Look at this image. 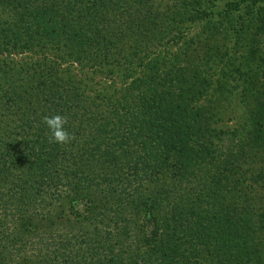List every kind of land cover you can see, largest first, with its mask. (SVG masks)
<instances>
[{"label": "trees", "instance_id": "trees-1", "mask_svg": "<svg viewBox=\"0 0 264 264\" xmlns=\"http://www.w3.org/2000/svg\"><path fill=\"white\" fill-rule=\"evenodd\" d=\"M260 9L0 0V264H264Z\"/></svg>", "mask_w": 264, "mask_h": 264}, {"label": "rangeland", "instance_id": "rangeland-1", "mask_svg": "<svg viewBox=\"0 0 264 264\" xmlns=\"http://www.w3.org/2000/svg\"><path fill=\"white\" fill-rule=\"evenodd\" d=\"M260 13L261 14L264 13V10L262 9L260 11ZM251 30H252L251 28L247 29L248 32H251ZM260 35H261L260 37L256 38L257 39L256 41L252 37L251 38L244 37V40L246 41L247 45L257 47L259 49L260 53L262 55H264V34H260ZM263 66H264V63H263ZM212 78H213V83L211 86L213 89H215L217 87L216 83H219L220 79L216 78L215 76H212ZM215 81H216V83H214ZM101 83H102V81L100 83H98V87L94 86L93 89L98 90L99 88H101L102 91L104 90V93H107V91H108V94H111L113 92V87H110V89L106 88V87L104 88V87H102ZM223 83H224V89L221 90V95L224 96L226 99V102H224L223 108L226 111V114H230V117H231L229 119L230 120L229 127H231L232 125H241L242 124V122H241L242 118L240 116L241 112L239 109V105L237 104V102H238L237 96H235V95H237L238 92H237V90L231 91L228 89V86H231V84L228 81H224ZM226 88L229 90L228 92H227ZM226 93L230 94L231 97L227 96ZM237 131H240V129ZM237 131H235V133H237ZM251 197H252L253 201H255V203L264 204V190L254 188Z\"/></svg>", "mask_w": 264, "mask_h": 264}, {"label": "clouds", "instance_id": "clouds-1", "mask_svg": "<svg viewBox=\"0 0 264 264\" xmlns=\"http://www.w3.org/2000/svg\"><path fill=\"white\" fill-rule=\"evenodd\" d=\"M42 123L48 129L47 141L57 146L69 145L75 140V135L70 133L66 125L68 118L63 115L45 116Z\"/></svg>", "mask_w": 264, "mask_h": 264}]
</instances>
